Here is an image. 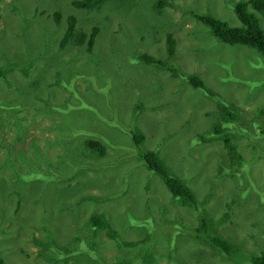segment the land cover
<instances>
[{"label":"rangeland","instance_id":"obj_1","mask_svg":"<svg viewBox=\"0 0 264 264\" xmlns=\"http://www.w3.org/2000/svg\"><path fill=\"white\" fill-rule=\"evenodd\" d=\"M74 1L0 0L3 262H121L129 252L109 238L111 229L119 231L124 219L133 226L148 228L130 219L133 210H138V217L168 211L182 226L195 227L196 210L181 206L164 180L142 165L144 150L156 151L173 176L196 191L203 202L201 209H210L220 234L240 250L239 255L229 258L210 252L200 240L180 237L182 264L184 260L187 264H243L246 251L263 253L264 136L253 137L261 135L259 127L264 126V56L249 46L218 40L192 13L212 14L232 27H240L233 8L238 0H107L108 11L112 9L115 18L105 24L91 50H86V44L61 48L68 18L76 17L71 43L77 39V32L86 28L87 20L82 17L92 16L90 11L75 7ZM254 5L250 4L249 10L264 30V12ZM169 35L175 41L173 60L167 47ZM146 51L163 60L161 67L138 59L137 54ZM79 70L93 77L77 78L76 84L81 85L83 79L93 83L81 88L68 107L58 109L54 105L68 99V92L49 98L39 84ZM189 74L200 75L210 93L194 89L188 82ZM25 89L34 97L42 96L41 104L38 98L34 107L29 102L24 104ZM80 102L83 105L78 106ZM220 103L235 113L239 110L236 120L228 119L229 124H224L244 158L236 171L230 167L231 154L222 139L208 144L197 139L198 134L209 135L223 121ZM133 111H138L137 117ZM35 113L41 129L34 126L25 136L20 129ZM130 131L142 132L146 137L143 144L136 145ZM39 134L41 144L33 146L30 139ZM84 139L104 143V153L90 149ZM65 159L71 162H63ZM223 164L230 170L223 171ZM53 205L59 207V214H54ZM71 208L79 213L77 226L89 224L96 213L109 221L111 228L99 231L105 245H98L96 256L63 258L54 249L53 240L61 243L67 237H59L56 220L73 225L78 218ZM222 217L226 220H219ZM146 233L134 229L122 238L141 242ZM94 257L103 262L97 263ZM169 257L163 248H147L124 264H178ZM246 261L250 264L247 257Z\"/></svg>","mask_w":264,"mask_h":264},{"label":"trees","instance_id":"obj_2","mask_svg":"<svg viewBox=\"0 0 264 264\" xmlns=\"http://www.w3.org/2000/svg\"><path fill=\"white\" fill-rule=\"evenodd\" d=\"M254 3V7L257 9H261L264 12V0H238L234 2L233 8L234 11L241 21L242 26L232 27L227 22L215 17L212 14H202L196 11H193V15L197 17V20L200 23L205 24L211 31V33L220 41L230 44H242L254 48L259 51L264 56V30L261 29L260 21L258 17L255 16L253 12H251L250 4ZM75 7H78L79 10L90 11L92 13L91 17H82L83 20L86 19L85 22L86 28L83 30H79L77 32V39L71 43V37L75 31V24H76V17L70 16L67 22V28L65 30V35L61 42V48H65L68 44H75L83 45L86 44V50H91L92 46L95 43V40L104 32L105 24L110 23L114 18L115 15L113 14V10L111 9L108 11V4L107 0H76L73 2ZM117 9L120 8L118 5L115 6ZM115 10V9H114ZM82 12V11H81ZM82 12V13H83ZM55 20L59 21L60 17L55 15ZM85 21V20H84ZM113 26H111L108 30L111 32ZM90 31V32H89ZM115 32V31H114ZM167 47L171 57V60L174 58V51H175V41L172 39V36L169 35L167 37ZM142 54H137L138 59L146 64L157 65L161 67L163 64V60L157 59L151 55L150 51H146V53L141 52ZM129 52L125 55L127 56ZM136 56V55H135ZM168 64H170L168 62ZM172 65L170 64L171 67ZM175 75H178V71H170ZM191 73V72H188ZM93 77L91 74L84 73V70H79L76 73L67 72L64 77L57 76L55 78H49L47 80H42L39 86L41 87V91L47 97H60V93H67L68 92V99L64 100L62 103H59L56 106L58 109H65L69 106V101L76 95L81 88L86 86L87 84L91 85L93 81L83 79L81 85L75 83L77 78L83 77ZM188 82L194 89H202L210 93L205 86L204 81L201 79L200 75L196 74H189ZM0 78H3L2 75ZM125 80V79H124ZM127 80V79H126ZM125 80V81H126ZM127 82V81H126ZM35 98H38L40 104L43 101L42 96L40 97L38 94L34 97L32 93L28 89H25L24 94H22V102H29L33 107L37 102H35ZM42 100V101H41ZM57 100V99H54ZM52 103V102H51ZM78 106L83 105L82 102L77 104ZM36 111H41V108L36 107ZM220 110L223 115V121L211 129L210 134H198L197 139L201 144H208L210 141L214 139H222L225 143L226 148L231 154V164L230 167L233 171H236L243 165V156L241 153L238 152L237 145L232 142V133L229 131L228 122L232 120H236L237 110L236 113L233 111L232 108H228L225 105L220 103ZM134 117H137L138 111H133ZM262 116V115H258ZM37 113L33 114L31 120H28L29 123L23 125L21 133L23 135L30 134V131L34 126H37L41 129V122L36 119ZM255 117V116H253ZM26 118V117H25ZM256 119L258 117H255ZM230 119V121H228ZM251 119V117H250ZM257 124V121L255 120ZM263 126V125H262ZM264 127V126H263ZM259 127L261 130V135L255 136L253 138L258 139L264 136V128ZM131 135L133 136L134 142L136 145H141L144 142L145 135L140 131H130ZM216 135V137H215ZM218 137V138H217ZM41 134L37 135L36 137H32L30 139V143L33 146L41 144ZM83 142H86V145L96 151L97 153H104V143L91 139L87 140L84 139ZM40 143V144H39ZM45 144H47L45 142ZM193 145V142H191ZM38 151H42L41 148H37ZM7 151V149H6ZM8 156H11V152L7 151ZM141 161L143 162V166L150 171L152 174H156L157 176L161 177L164 180L168 190L171 192L173 197L176 199L181 200V206L194 208L196 210V218L197 225L195 227L189 226H182L180 224L179 218L174 216L172 213L168 211L161 212V215L154 216L147 215L145 217H138L136 216V212L138 210L131 211L130 217L132 221H136L138 223L147 224L148 228L145 229L144 227L140 226H133L131 222L124 219L125 222L120 223L119 231H110L106 235H109V238L121 246L123 249L128 250L129 256L121 258V262H113L111 264H124L126 262H131L132 257H134L138 252L144 251L147 248H163L170 257H174L173 260L178 264H182L180 259H182V255L184 254L181 248L180 242L178 240L182 239L180 237H185L189 241L193 240H200V242L211 249L210 252L220 253L223 255H229L230 257L235 256L236 254L239 255V248L235 243L228 242L223 236L220 234L219 231V223L214 221V215L211 214L210 209L202 210L201 204L203 202L198 200V195L196 191H193L181 178L177 176H173V172L168 169L166 165L167 162L163 161L159 158L156 151L152 150H144L141 155ZM222 161V160H221ZM63 162H71V160L65 159ZM227 162V161H222ZM223 166V171L225 169L230 170L225 164ZM71 176V174L69 175ZM81 201V200H79ZM72 209V208H71ZM67 205H66V209ZM73 210V209H72ZM149 210V208H148ZM54 214H59V207L53 205ZM74 213H77L78 218L73 220V225L70 223H65L61 220L57 221L56 231L59 233L61 232L59 237H63L67 235L66 240L61 243L52 241V245L54 249L63 257L68 258L70 256H74L78 254L79 256L83 255H97V247L102 242V245H105V239L99 235V231L101 229L108 230L111 228L109 221L105 218V216L100 214H94L90 218L89 224L83 223L80 226H77V221L79 220V213L76 210H73ZM150 211V210H149ZM151 212V211H150ZM226 215V213H225ZM62 216H64V212H62ZM219 220H224V218H220ZM226 220V219H225ZM224 220V221H225ZM123 221V220H122ZM137 227V228H136ZM141 228V229H138ZM146 230V238L143 239L141 242L135 241V239L125 240L122 238L123 235H127L130 230ZM64 232L62 233V231ZM85 230H89L91 234L84 232ZM186 230L192 233H186ZM65 234V235H64ZM70 236V237H69ZM106 237V236H105ZM58 239V237H57ZM127 241L128 244L124 246ZM199 242V241H198ZM124 246V247H123ZM53 249V248H51ZM143 249V250H142ZM173 254V256H172ZM154 255V254H152ZM245 256L249 259L250 264H264V252L263 253H249L246 251ZM169 257V258H170ZM246 257L242 258L243 264H248L246 261ZM95 258V257H94ZM241 258V257H240ZM97 263H102L103 260H98L95 258ZM153 260V256L151 257ZM235 261V260H234ZM81 263V262H80ZM79 263V264H80ZM0 264H5L3 260L0 258ZM87 264H94V263H87ZM184 264L187 262L184 260Z\"/></svg>","mask_w":264,"mask_h":264},{"label":"clouds","instance_id":"obj_3","mask_svg":"<svg viewBox=\"0 0 264 264\" xmlns=\"http://www.w3.org/2000/svg\"><path fill=\"white\" fill-rule=\"evenodd\" d=\"M242 45V44H241ZM246 46V45H245Z\"/></svg>","mask_w":264,"mask_h":264}]
</instances>
